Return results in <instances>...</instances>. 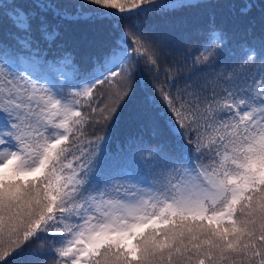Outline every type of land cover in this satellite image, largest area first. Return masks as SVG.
I'll return each mask as SVG.
<instances>
[{
    "label": "snow or ice",
    "instance_id": "1",
    "mask_svg": "<svg viewBox=\"0 0 264 264\" xmlns=\"http://www.w3.org/2000/svg\"><path fill=\"white\" fill-rule=\"evenodd\" d=\"M0 264H264V0H0Z\"/></svg>",
    "mask_w": 264,
    "mask_h": 264
},
{
    "label": "trees",
    "instance_id": "2",
    "mask_svg": "<svg viewBox=\"0 0 264 264\" xmlns=\"http://www.w3.org/2000/svg\"><path fill=\"white\" fill-rule=\"evenodd\" d=\"M237 2H239V0H237ZM149 23H152V24H154L155 26H157V27H166V25L164 24V22H162V21H159V20H155V21H148ZM189 23H191V20L189 21ZM82 27H84V28H89V27H91V28H94L97 32H99L102 36H104V35H107V33H108V26H107V22H104V23H97V24H95V25H87V24H85V25H83ZM173 43L175 44V43H178L179 44V46L181 47V48H184V47H186L182 42H180V41H178V40H176V39H174V41H173ZM187 47H189V48H191V50L193 51V53H195V40H193L189 45H187ZM85 112H87V108H85V109H83ZM89 131V134H91V132H90V129L88 130ZM135 131V129H133V128H129V127H127L126 125H121V129H120V133H119V135H121V136H123L124 134H126V133H128V132H134ZM114 139H115V135H114Z\"/></svg>",
    "mask_w": 264,
    "mask_h": 264
}]
</instances>
